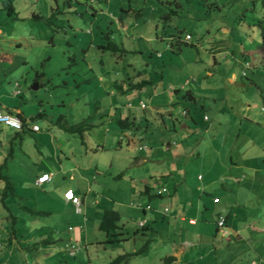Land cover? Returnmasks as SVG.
<instances>
[{"label": "rangeland", "instance_id": "374dc122", "mask_svg": "<svg viewBox=\"0 0 264 264\" xmlns=\"http://www.w3.org/2000/svg\"><path fill=\"white\" fill-rule=\"evenodd\" d=\"M9 1L15 8V14L7 12L8 0H0V101L17 106L26 117H35L41 113L42 116L35 120L41 127L40 133L46 134L50 140L60 141L62 146H57L53 153L49 146L45 147L41 143L37 147L38 152L36 142L27 133L25 135L28 137L23 135L21 141L13 139L12 147L16 156L8 161L7 166L13 182L17 181L19 184L17 187L26 188L24 194L17 189V196L22 195L23 200L17 197L13 199L17 215L24 217L25 213L32 216L30 211L21 208L26 205L34 212H51L50 216L40 218L41 222L38 218L40 226L48 221L54 225L56 220L57 231L64 234L62 231L68 225L69 218L60 220L58 216L70 213L59 205L54 195L42 193L29 185V174L37 168L51 169L50 166L58 167L72 162L76 166L75 182H82L85 186L79 191L87 199V207L82 204V216L91 212L93 218L97 209L93 204V196L98 195L104 201L111 194L117 201L115 196L120 193V188L129 187L131 174L137 173L139 176L137 171L150 167V163L136 166L141 153L128 148L125 141L122 143L123 149H118L122 134L111 125L108 117L112 113L111 107L114 111L120 107L117 105L120 100L127 99L117 92L111 98L113 79L125 81L129 76L135 82H150L140 92H136L137 97L132 106L137 119V136H143L142 142L152 148L150 152H156V146H153L158 140L180 144L181 137L188 135L191 145L197 140L206 139L211 150L208 165L215 162L217 149L221 148L220 155L226 149L227 152H234L238 147L236 142L248 148L251 156H264V49L259 48L261 28L256 25L257 21L264 25V8L260 0ZM110 21L114 23L111 24ZM106 33H110L107 35L126 50L124 55H112L109 51L97 48ZM155 33L158 36L166 35L167 42L171 38L173 47L169 48L167 42L156 39ZM186 34L191 36V40L185 39ZM178 35L181 36L180 45L176 43ZM246 58L250 67L245 66ZM214 60L217 61L216 64L213 63ZM84 80L87 81L83 82ZM186 80L189 84L184 85ZM36 85L38 88L34 90ZM187 91L195 95V104L183 96ZM138 101H142L146 109L136 107ZM216 104L225 109L220 119L217 118ZM183 107L191 109L193 116L197 118V124L193 123L195 126L189 124L196 127V131H191L190 134H186L181 129L183 127H180L181 124L188 125V117L184 118L178 113ZM154 108H161L164 124ZM202 109L209 116L206 127L210 125L208 130L214 127L208 134H205L203 126ZM168 112H172L173 118L178 120V130L173 131L169 127ZM81 122L86 124L82 134L71 133L60 127L64 123L76 125ZM0 128L10 131L2 125ZM13 133L15 132L12 130L9 132ZM0 141L6 143L1 133ZM6 147L8 148L7 143ZM3 154L0 160L2 163L5 158ZM18 154L30 156L35 164H27L23 168ZM157 159L166 163L171 158L165 160V156L162 158L160 153ZM218 160L221 164V157ZM225 161L228 163L229 157ZM178 162L182 169L185 167L183 171L187 172L203 168V163L198 162V157L192 155V151L183 153L175 163ZM97 164L99 166L96 170ZM89 167L92 168L90 171H78ZM152 170L155 171L156 168ZM109 171L113 177L109 175ZM94 172L97 175L93 178ZM120 173H125L124 179L115 178ZM215 176L218 177L217 174ZM66 179L67 177H58V184L53 188L60 189ZM258 182L260 194L264 196V181L260 179ZM246 192L244 190L243 197H246ZM248 194L253 198V194ZM246 203L249 213H254V221L263 225L264 204L258 206L260 203L256 198ZM129 220L135 221L136 213L126 223L130 237L136 230V223ZM4 222L8 223L9 218L4 219ZM19 222L23 221L19 219ZM19 227L24 230L27 228L24 223ZM51 227L53 226H49ZM73 228L78 229V226ZM212 228L210 232L206 228L203 234H199L202 240L199 239L198 242L195 232L192 246L196 247L191 253L197 255H192L190 264H249L251 257L258 264H264V232L259 231L260 228L249 235L252 237L245 242L246 250L239 249L238 243L233 241L222 242L220 237L212 239L215 231L214 226ZM93 233L98 234L97 230ZM158 233L163 235L164 230H140L133 233L130 239L120 242L104 241L106 233H100L103 240L99 239L103 242L91 247L85 258L84 254L79 259L61 257L60 250L53 248L54 246L50 251L56 260L61 259V263L54 261V264H87L88 258L91 264H109L112 259L125 253H135L128 264H168L164 261L166 252L163 251L160 238H157ZM153 235L158 240L156 246L161 247L159 256L154 251L157 259L152 258V248L147 255L139 253L148 240L153 241ZM208 246L217 254H207L202 250ZM5 251L2 260L4 264L7 261H20L17 250L14 252L17 259H13L14 256L10 258L7 250ZM27 252L28 258H24L20 264H27L26 261L29 260L32 264H37L38 260L46 258L47 253L45 250ZM48 259L53 262L51 257Z\"/></svg>", "mask_w": 264, "mask_h": 264}, {"label": "crops", "instance_id": "0c3cea01", "mask_svg": "<svg viewBox=\"0 0 264 264\" xmlns=\"http://www.w3.org/2000/svg\"><path fill=\"white\" fill-rule=\"evenodd\" d=\"M1 61L2 59L0 57V62ZM247 61L248 59H246V62ZM213 63L216 64L217 61L214 60ZM125 82L126 81L121 80L123 90L126 89ZM187 84H189V82L186 80L184 82V85ZM16 85L18 86L17 83H15V86ZM37 88L38 86L36 85L34 90H36ZM181 88H183V86H181ZM118 94L121 95V93ZM110 96L111 98H114L116 96V92L112 90L110 92ZM123 96L127 99V101L120 100L117 104L120 105V107H115L116 110L114 112L117 115L121 114L124 116L126 114L133 113L132 108L128 109V106L130 104L134 106L133 102L136 100L137 94H125ZM192 96L195 95L193 94ZM190 99L191 101L196 100V97ZM12 105H10L9 102L0 101V110L3 113H19L27 119V123L29 124L24 132H17L18 135L9 134V132L0 128V133L3 134V136L5 137V141L8 144L7 148L6 143L0 141V160L2 159V154L4 153L5 155H3L5 158L3 162L6 166V175L9 177L13 184V192L8 193L4 201L9 213L7 212V209H5L6 207H4V205H2V203L0 202V241H4V239L7 238L10 239L9 244L5 248H1L2 250H0V264H4L2 260L6 252L5 250H7L10 258L14 256L13 259H17L16 255L14 254L15 250H17V256L20 260L17 261V263H11V261H7V264H20V262L24 258H28V250H31L33 252L44 250L47 251V253L45 254L46 258H41V260H38L39 262L37 264H54V261L61 263L60 258L57 259V261L53 256V253L51 254L50 249L53 246V248L56 247L57 250H60L59 252L61 257H66L68 259H79V256L84 254L83 257L85 258L89 254V250L91 247L97 245L96 243L98 242H103L100 241V239H102L100 233L103 232L100 231L99 224L103 211L107 209L116 210L120 214L119 223L121 226V232H128L126 223L129 217L135 213L136 220L129 221H131V223H136V229L143 228L146 231L150 230L151 228H161L162 230H164L163 235H160L158 233L157 238H160L159 241L163 245V251L166 252V258L172 257L174 259V261L168 264H190V261H192L191 258L197 255L196 253H191V250L195 249L196 247L192 246L196 237L195 232H197L198 242L199 239L202 240L201 235L199 234H203V231H205L206 228L207 232H210L212 231V227L214 226L215 231L212 235V239H217L218 237H220L222 242H224L225 240H228L229 242L233 241V243L235 244H241L240 246L237 244V246L242 250L247 249L245 247V242H248L249 238L252 237L249 236L250 234L256 233L259 228V231L264 232V223L263 225H259L254 221V218L252 217L254 216V213L253 215L249 213V207L246 203L249 200L254 201L256 198V200L260 203L258 204V206H263L264 204V196H261L260 194V183L258 182V180L260 179L264 181V156H251L250 152L247 150L248 148H244L243 146H240L239 142H236L238 147L234 149V152H227L226 149V152L220 155L219 153H222L220 152L221 148L217 149L215 162H213L212 165H208L211 150L207 145L208 143L206 142V139L202 138V141L197 140L194 145H191L188 135H183L181 137L180 144L178 142L170 140H166L165 142L163 140L156 141L153 146H156V152H150L152 148H149L147 143L142 142L141 145L133 144V147L131 146V144H128V148H133L132 150H134V152L137 151L141 153L139 154V158H137V160L139 161L136 166L140 167L143 164L150 163V167L148 166V169H141L143 171H137L139 176L137 175V173H132L130 184L127 189H122L119 186L121 191L115 196L117 201L112 198L111 194L107 196L104 201L100 200L98 198V195L93 196V204L97 206V209L94 213L95 216L93 218H91V212L89 213V215L84 214V216H82L83 214H76L72 204L64 199V192L71 189L73 190L75 195L81 198L82 204L86 205L87 203V199L84 198L79 192L80 189H83L85 187L84 183L75 182L74 172L76 171V166H74L72 162H69L68 164H60L58 167L50 166L51 169L37 168L35 169L36 171H32V173L30 172V177L27 180L29 185L37 188V190L39 191H42V193L47 192L49 194H53V197L56 198L57 202H59V205L69 211V215L58 216L60 220L69 218L66 229L62 231L64 234H60V232L57 231V228L55 227V225H57L56 220L54 222V225H52L48 221L44 224L41 223L40 226V218L46 217L47 215L50 216V211H37L41 212L42 214L39 213L36 215L30 212L32 214V216L30 217L25 213L24 217L21 215H17V212H15L14 210L13 199L17 197L23 200L24 197L22 195H20L19 197L17 196V189H19L18 191H21V193L24 194L26 192V188H18L17 185L19 184H17V181L13 182V178L10 176L7 166L8 161L15 159L16 155L13 147H9V141H11V139L14 137L18 138L17 141H21L24 136L26 138L28 137L27 135H25L27 133L36 142V147L34 145L36 150L41 143H44L45 147L49 146L50 149L53 150V153L56 152L57 146H59L60 148L62 146L60 144V141L55 142L54 140H50L48 136H46V134L40 133L41 127L35 122L37 117L35 119H32L33 117H26L25 114L21 112L17 106ZM138 106L139 105L137 103L136 107ZM216 107L218 111L217 118L220 119V116L225 113V109L224 107L219 108L218 105ZM154 110H156V112L160 114L162 123L164 124V119L162 118L163 114L160 113L162 112L161 108H154ZM112 111L113 109L111 107L110 112ZM178 111H180V109ZM201 111L203 113V116L207 115V113H205L203 109ZM182 112L183 111L181 110L178 113H180V115L184 118L188 117L186 118V123H188V125L181 124L180 127H183L181 129H183L186 134H190L191 131L193 133L194 131H196V127L192 126L194 124H197V118L195 116H193L194 119L191 118V113L189 116H183ZM172 115V112H168L167 120H169L171 125L169 127H171L173 131H175L178 130L176 127V123L178 122V120L176 118H173ZM110 116H112V113ZM110 116L108 117V119H110ZM202 121L203 126H205V134L210 133L209 131H213L214 127H212V130H208L210 125H207L208 128L205 125L209 122V118L208 122H205L202 117ZM109 122L111 123V121ZM147 122L149 121L147 120ZM189 124H191L192 126H190ZM31 125H38L39 131H33L31 129ZM121 134V137H126V132H122ZM135 134L137 135V132ZM238 135L240 136L241 134ZM123 141L121 143H123ZM12 144H14V142ZM141 147L144 148L139 149ZM179 147H182V149H178ZM119 148L123 149L122 144L118 145V149ZM178 150H180V152ZM190 151H192V155L195 154L196 157H198V162L203 163L202 169H193L191 172H187L183 171L185 167L184 169H182L179 162L175 163L176 160L183 155V153L188 154ZM40 153L42 152L40 151ZM160 153L162 155V158L165 156V160H169L171 158L170 162L165 163L163 161H159L157 158ZM18 156L20 157V159H22L21 166L23 168H26L27 164H35L34 161L31 160V157L28 155L22 156V154H18ZM219 157H221V164L218 160ZM227 157H229L228 163H226L227 161H225ZM161 162L162 165H160ZM0 163H2V161ZM98 166L99 164H97V166L95 167L96 170ZM152 168H156V170L151 171ZM91 169L92 168L89 167L87 170L78 171H90ZM43 174H49L51 179L40 185H36V179L38 177H41ZM216 174L218 175V177L215 176ZM96 175V172H94L93 178L96 177ZM109 175L113 177L111 175V171H109ZM60 176L63 178L67 177V179L65 180L63 186L60 187V189H55L56 185L58 184L57 178ZM124 177L125 173H120L115 176V178L120 179H124ZM199 177L201 178L199 179ZM107 185L109 184L107 183ZM1 188L2 185L0 183V189ZM162 189H165V191H163ZM244 190H247L246 197H243V195L245 194ZM113 191H115V189ZM229 192L233 193L230 194ZM248 193L253 194V198H251ZM232 197H234L233 200ZM246 198L248 200H246ZM215 199H218V202L215 203ZM148 205H150L151 207L150 210L146 209V206ZM21 208L27 210V208L29 207L23 205ZM258 209L261 210V208ZM165 210L167 211L165 212ZM80 216H82V218ZM7 217L9 218V222L5 223L4 219H7ZM13 217H16L14 224L12 220ZM27 217H29V219H27ZM219 217L225 218V223L222 228L218 227L217 225ZM38 218L40 222L38 221ZM19 219H21L23 222H19ZM91 221H93V224H91ZM22 223L27 226L26 230L19 227V225ZM36 223H39V225H37ZM75 225L78 226V229L73 228V226ZM49 226L53 227L49 228ZM69 227H72L73 229L69 230ZM197 228H200V230H198ZM249 229L255 232H251L249 231ZM94 230H97V236L93 233ZM56 232H58V234H55ZM152 237L153 241L148 240L149 243L147 242L148 244L146 243L142 248H140L139 253L141 252V255H147L151 248L152 252H156V255L159 251H161V247L156 246L158 240H156V237H154V235ZM70 240L80 246V250L75 257H69L61 250V248L63 249L65 243L69 242ZM107 240V238L104 239V241ZM163 240H165V242ZM151 244L153 245L152 247ZM202 250H205L207 254H217L216 251L212 250L211 246L203 248ZM155 252L152 258L156 257L157 259V256H159V254L155 256ZM47 256L53 259L52 263L49 261ZM26 262H28L27 264H32L30 260ZM87 264H91L89 258ZM249 264L258 263L256 262V259L254 257H251V263Z\"/></svg>", "mask_w": 264, "mask_h": 264}, {"label": "trees", "instance_id": "16d2710c", "mask_svg": "<svg viewBox=\"0 0 264 264\" xmlns=\"http://www.w3.org/2000/svg\"><path fill=\"white\" fill-rule=\"evenodd\" d=\"M253 1H255V0H253ZM260 1H261V4H262L263 8H264V0H260ZM121 10L123 11L122 8H121ZM7 12L9 14H15L16 13L15 12V8L12 5V2H10V1H8V3H7ZM113 23L114 22H111V24H113ZM256 25L261 28L260 34H261L262 39H261V43L259 45V48L260 49H264V25L261 23V21H257ZM254 26H255V24H254ZM105 28H107V27H105ZM107 34H110V33H106L105 37L103 38V41L101 42V44L97 45V48L99 50H101V51H109V52L112 53V55L113 54H116V55H119V56L124 55V53H126V50L124 48H122V46L120 44L115 42L114 38H112L111 36H109ZM155 38L159 39L162 42L163 41L167 42L166 41L167 40L166 35L158 36L155 33ZM176 39H177L176 43H178L180 45L181 44V41H180L181 36L178 35ZM171 40L172 39L170 38V41ZM169 42H167L168 45H169V48L173 47V43L172 42L169 43ZM139 75H140V72H138V76ZM85 81H87V80H84L83 82H85ZM125 81H126L125 82L126 83L125 84L126 85L125 86L126 89L123 90L122 89L123 85H121V80L114 79L111 82L113 90L115 92H117V93H121V95H125V94L133 95V94H136V92H140L143 89L144 86L150 84V82L148 80H140V81L135 82V81L131 80V78L129 76L126 78ZM77 83H81V82H77ZM18 94L19 93L17 92V95ZM192 95L193 94H192L191 91H187L185 94H183V96L187 97V99H190V98L193 99L194 96H192ZM192 101H194V102H192ZM192 101L191 102L193 104H195V100H192ZM181 110L184 111L185 116H189L190 113H191L190 117L194 119L191 109H189L188 107H183L182 109H180V111ZM114 111H112V116H110L111 123L113 125H115V127L118 129L117 131H120V133L126 132V133L130 134V136L128 134H126L125 138L122 136V138L119 140V145L122 144L121 142L123 140L125 141L126 145H128V144L141 145L142 141H143V138L142 137H138L135 134L136 133V129L138 127L136 125L137 119L134 116V113H129V114H126V115L123 116L121 114L117 115ZM9 114L10 115H15L16 117H18L22 121V123H23L22 130L21 131L13 130V128H10V127L6 126L3 122H0V125H2V127L6 128V129H8L10 131L12 130V131L16 132V133H13L14 135L15 134L18 135L17 132H19V133L24 132V130L27 128V126L29 124V123H27L28 122L27 119L24 116H22L21 114H19V113L16 114V113H12L11 112ZM39 116H41V113L38 114L37 116L33 117L32 119H35L36 117H39ZM85 125L86 124L84 122H81V123L76 124V125H67L66 123H64V124L60 125V127H61V129L66 130V131L71 132V133L78 132V133L82 134L84 129H85ZM86 128H88V127H86ZM13 139H15V137L12 138L11 141H9V147L13 145L12 144L13 143ZM5 169H6L5 163L4 162L0 163V183L2 185V188L0 189V202L2 203V205H4V207H6V204H5L4 201H5L8 193L13 192V184H12L11 180L9 179V177L6 175ZM5 209H7V211H8L7 207ZM27 210L30 211L31 213L35 214V215L39 214V213L42 214L41 212H34L30 208H27ZM15 219H16V217L12 218L13 224L15 222ZM119 222H120V214L116 210L107 209V210L103 211L102 217H101V221H100V224H99V229H100V231L105 232L107 234V237H106L108 239L107 241L120 242L122 240H128V239H130V237L132 235H134L133 233H137L140 230L141 231L144 230L143 228L142 229L141 228L140 229H136L134 232L131 233V236L129 237V233L128 232L124 233L123 231L122 232L120 231L121 230V226H120ZM125 236H127V237H125ZM9 242H10L9 238L4 239V241H0V250H2L1 248H5L9 244ZM134 254L135 253H125V254H122V255H118L117 257L112 259L109 262V264H127L129 262V260L131 259V256L134 255ZM164 261H166V263H171L172 261H174V259L172 257H169V258H166Z\"/></svg>", "mask_w": 264, "mask_h": 264}, {"label": "built area", "instance_id": "2783aa9c", "mask_svg": "<svg viewBox=\"0 0 264 264\" xmlns=\"http://www.w3.org/2000/svg\"><path fill=\"white\" fill-rule=\"evenodd\" d=\"M187 39L189 38V36L186 37ZM263 113H264V109H262ZM204 119H207L206 117H204ZM0 122H3L6 126H9L11 128L20 130L21 129V121L14 117V116H10V115H3L0 113ZM34 130H38L37 126L33 127ZM200 178V177H199ZM50 179V176L47 174H43L41 177H39L36 181L37 185L42 184L43 182H46ZM65 197L66 200L71 202L75 208V212L76 213H80L81 212V208H80V199L78 197H76L71 191H67L65 193ZM215 202H217V199H215ZM150 206H147L146 209H149ZM223 222L224 219L221 218L218 222V225L220 227L223 226ZM70 229V228H69ZM79 250V247L77 244L73 243V242H69L67 244H65L64 248H63V252L68 255V256H74L77 251Z\"/></svg>", "mask_w": 264, "mask_h": 264}, {"label": "clouds", "instance_id": "9594fccd", "mask_svg": "<svg viewBox=\"0 0 264 264\" xmlns=\"http://www.w3.org/2000/svg\"><path fill=\"white\" fill-rule=\"evenodd\" d=\"M187 36H189V38L187 39L186 37ZM185 39L187 40V41H189V40H191V36L190 35H185ZM246 65H248V67H250L249 66V63L248 62H246L245 61V66ZM245 73H243V75H244ZM138 107H140L141 109H146V106H145V104L142 102V101H138ZM130 108H132V104H130L129 106H128V109H130ZM262 109H264V108H262ZM184 112V111H183ZM263 112V111H262ZM0 113L1 114H3V115H10L9 113H3L1 110H0ZM184 115H185V113H183ZM10 116H14V117H16L15 115H10ZM204 117H206L207 119H204ZM16 118H18V117H16ZM208 116L207 115H204L203 116V120L205 121V122H208ZM19 119V118H18ZM20 120V119H19ZM21 121V120H20ZM34 126H37L38 127V130H34L33 129V127ZM9 127V126H8ZM11 128V127H10ZM22 128H23V123H22V121H21V129L20 130H17V129H14L13 128V130H16V131H21L22 130ZM31 129L33 130V131H35V132H37V131H39V126L38 125H31ZM126 134H128V135H130L129 133H126ZM122 138V137H121ZM142 148H144V147H141V148H139V149H142ZM47 175H49V174H47ZM50 176V175H49ZM39 178V177H38ZM37 178V179H38ZM37 179H36V181H37ZM51 179V178H50ZM49 179V180H50ZM200 179V178H199ZM48 180V181H49ZM47 182V181H46ZM44 183V182H43ZM37 185V184H36ZM163 191H165V189H162ZM68 191H71L74 195H75V193L73 192V190H68ZM67 192V191H66ZM66 192H64V194H63V196H64V199L66 200V197H65V193ZM76 197H78L77 195H75ZM79 199H80V208H81V212L80 213H76V214H78V215H81V214H83V210H82V202H81V198L80 197H78ZM67 201V200H66ZM215 201V200H214ZM67 202H69V201H67ZM217 202H218V199H217ZM71 203V202H70ZM216 203V202H215ZM72 204V203H71ZM72 206H73V204H72ZM148 206H150V205H148ZM147 207V206H146ZM73 209H74V211H75V208H74V206H73ZM151 209V207L148 209V210H150ZM167 210H165V212H166ZM221 218H223L224 219V222H223V226H224V223H225V218L224 217H219V220L221 219ZM219 220H218V222H219ZM218 222H217V225H218ZM222 226V227H223ZM218 227H220L219 225H218ZM222 227H220V228H222ZM70 229L69 230H72L73 228L72 227H69ZM71 241V240H70ZM69 241V242H70ZM69 242H67V243H69ZM72 242V241H71ZM67 243H65V244H67ZM73 243H75V242H73ZM75 244H77V243H75ZM78 245V244H77ZM65 246V245H64ZM78 247H79V250H80V246L78 245ZM64 248V247H63ZM78 250V251H79ZM62 251H63V249H62ZM78 251H77V253H78ZM64 253V252H63ZM77 253L74 255V256H69V257H75L76 255H77ZM68 256V255H67Z\"/></svg>", "mask_w": 264, "mask_h": 264}, {"label": "water", "instance_id": "95a60500", "mask_svg": "<svg viewBox=\"0 0 264 264\" xmlns=\"http://www.w3.org/2000/svg\"><path fill=\"white\" fill-rule=\"evenodd\" d=\"M33 89H35V87Z\"/></svg>", "mask_w": 264, "mask_h": 264}]
</instances>
